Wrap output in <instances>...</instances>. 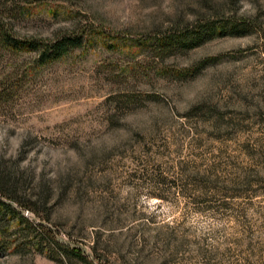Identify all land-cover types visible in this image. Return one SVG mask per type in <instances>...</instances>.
Masks as SVG:
<instances>
[{
  "label": "rangeland",
  "instance_id": "obj_1",
  "mask_svg": "<svg viewBox=\"0 0 264 264\" xmlns=\"http://www.w3.org/2000/svg\"><path fill=\"white\" fill-rule=\"evenodd\" d=\"M0 21L82 39L49 63L0 43L19 214L96 264H264V0H0ZM223 22L248 30L160 47ZM31 230L13 220L0 264H79Z\"/></svg>",
  "mask_w": 264,
  "mask_h": 264
},
{
  "label": "trees",
  "instance_id": "obj_2",
  "mask_svg": "<svg viewBox=\"0 0 264 264\" xmlns=\"http://www.w3.org/2000/svg\"><path fill=\"white\" fill-rule=\"evenodd\" d=\"M248 26L244 23H213L204 26L195 27L192 33L188 35L176 37L170 36L166 37L160 41L161 49L170 53L174 49H191L205 41L211 40L217 36L224 35H239L247 32ZM82 39L79 37H72L68 34H64L51 41H38L36 39H19L13 36L7 26L0 21V43L7 49L13 51H23V52H36L39 55L40 62L49 63L57 61L58 59L65 56L72 49L81 46ZM6 94H1L4 96ZM1 175V172H0ZM8 180V179H7ZM0 178V244L3 247L9 248L11 246L8 241V230L14 219H17L19 223H25L31 231L37 232L40 236L37 243L34 246L47 244L49 247L53 248L55 252L65 255L68 257H74L77 259L79 264H96L90 257L85 256L82 252L71 249L70 247L60 244L49 231H45L42 227L39 228L34 226L28 219L19 214L16 209L12 207L8 202L16 201L20 204L22 200L17 197L16 191H11L8 189V183ZM5 198L7 200L4 201ZM25 206V205H24ZM27 208L31 209L29 206ZM25 240L26 237L24 236ZM31 243V242H30ZM28 244V243H27ZM33 244V243H31ZM26 245V244H25ZM53 246V247H52Z\"/></svg>",
  "mask_w": 264,
  "mask_h": 264
}]
</instances>
